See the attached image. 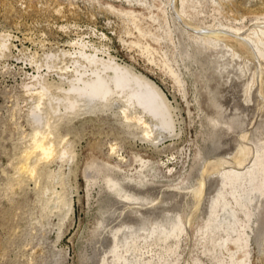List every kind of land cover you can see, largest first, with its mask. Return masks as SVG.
<instances>
[{
  "label": "rangeland",
  "instance_id": "374dc122",
  "mask_svg": "<svg viewBox=\"0 0 264 264\" xmlns=\"http://www.w3.org/2000/svg\"><path fill=\"white\" fill-rule=\"evenodd\" d=\"M185 4L183 17L177 11L181 0H0V34L9 46L0 56V264H101L104 256L112 258L117 230L119 241L129 227L144 237L148 231L143 228L151 230L177 215L185 228L178 239L164 243L157 241V234L147 241L142 237L140 250L128 254V264H219L218 258L220 264H232L231 253L237 264H264V176L259 187L248 183L239 188L242 196H233L231 187L221 191L218 167L209 162L224 159L231 162L230 169L245 173L258 147L264 150V60L262 64L255 47L231 30L245 34L264 25V0ZM125 11L134 13L150 34L143 36ZM183 26L191 29L189 34ZM208 29L227 31L226 38L200 42L194 31ZM82 37L105 46L119 63L161 89L175 117L174 131H157L149 118L155 129L147 136L138 124L128 126L119 103L74 115H62L59 109L49 115L56 153L37 163L30 159L35 166L30 173L21 168L31 156L38 127L30 114L37 100L32 91L40 87L33 85V75L53 92L66 86L71 60L62 50H73V42ZM138 43L157 48L155 61L150 62ZM165 54L172 58L181 84L165 68ZM253 76L256 82L247 101ZM48 108L40 122L48 120ZM40 129L46 130L45 125ZM239 143L253 149L244 169L230 158ZM61 148L70 153L63 157ZM97 165L106 172L97 176ZM202 181L204 192L196 194ZM107 185H117L122 196L132 194L134 199L117 197ZM215 192L227 193L225 210L217 207L219 220L240 222L231 231L232 240H226L223 228L212 233L215 240L201 235L211 218L207 201ZM58 194L70 207L57 206ZM141 208L146 212L135 216ZM239 232L247 236V245L238 241Z\"/></svg>",
  "mask_w": 264,
  "mask_h": 264
},
{
  "label": "bare ground",
  "instance_id": "6f19581e",
  "mask_svg": "<svg viewBox=\"0 0 264 264\" xmlns=\"http://www.w3.org/2000/svg\"><path fill=\"white\" fill-rule=\"evenodd\" d=\"M128 1L131 0H127V2ZM186 1L187 0H181V6H180L181 8L177 9L180 16L183 17L186 16V11H185ZM124 15L128 17V19L135 25V28H137L138 31L143 36L150 34L146 32L139 25L138 19L134 13L125 11ZM181 30H185V32L188 34L191 31V29H189L186 26H183ZM231 30L233 33H235L236 36L240 37L241 40H244L248 44H252V46L255 47L258 53V59L262 63L264 60V25L260 24L255 29L254 28L253 30L251 29L252 31L250 33H245V34L242 33L239 28L231 27ZM220 31L216 32L215 29H208V30H203V32H201V30H195L194 32L196 38L200 42L208 44L211 43V41H213L216 38H221V39L226 38L227 31H222L224 33H220ZM227 36H229V34ZM0 37H1V42H0V56H1L4 52V49L9 48V46L7 45L8 43L6 37L3 36L2 34H0ZM209 37L214 39H207ZM156 41L159 40L157 39ZM73 45H74L73 50H62L63 54L64 55L66 54V56H68L69 59L71 60L66 65V86H58L57 87L58 91L53 92L51 91V88L50 86H48V84L43 83L38 76L33 75V78H37L36 83H34L33 85L39 84L40 87L35 88V91H32L37 95V100L34 106L32 105L30 114L33 121L38 123V127H36L32 135L33 138H32V143L30 145V153H29V155L31 156L28 155L29 158L26 159V161L24 162L21 168L23 170L29 171L30 173H33L35 169L34 164L33 165L30 164L31 163L29 162L30 159L31 161L32 159L35 160L34 163H37L36 161L39 160L42 161L41 159L48 158L52 156L54 153H56L55 151L57 148V140H55V137H53V131L51 130L52 125L49 119V115H54L53 111H58L59 109H62V115H64L65 113L66 115H70V114L74 115L77 113H85L94 108H101V109H105L106 107L114 108L115 104L119 103L120 106L118 112L125 119L128 126L133 124V122L135 124H138L139 127L141 126L144 128L145 134L147 136L151 137L155 129V128L151 129L149 118L154 119L151 121V123L153 121L155 122V124L153 125L154 126L156 125L157 131L160 129L169 130L170 132L168 133H172L174 131L173 128H175L174 127L175 117L174 115L172 116V110L169 100L154 82H152L150 79H148L146 76L142 75L141 73L135 71L131 67L119 63L115 58V56H113L110 53V51L105 49V46L104 47L102 45L98 46L89 40L87 41L84 37L74 41ZM138 46H141L142 47L141 49H143V51L147 53L150 62L151 60L155 61L154 55L156 52H158L156 47H152L150 44L145 45L140 43H138ZM48 57H50V54ZM164 58H166L163 63L165 68H167L169 73L176 79L178 83L181 84L182 80L178 72L176 71L175 67H173L174 64H172L173 62L172 58L169 57V55L167 54H165ZM48 67L50 68V65ZM255 82L256 79L253 76L251 83H249L246 88V92L248 95V97L246 98L247 101L251 97L250 96L251 90L253 89ZM217 101L221 103L219 97ZM45 106H48L49 107L48 110L50 109L52 111H47L48 120L40 122L43 116V114L41 113H43ZM233 106L235 108L238 105L237 103L236 104L234 103ZM249 108L250 106H247L246 108H244V110L245 109L248 110ZM210 112H212V110ZM245 116L246 115L244 114L243 118H245ZM41 125H45L46 130L44 131L41 130L42 129V128L40 129ZM157 134L159 135V133ZM247 137L248 136L245 133L241 135V138L244 141L247 140ZM223 143L225 144L226 140ZM234 150L230 152L231 155L232 153L234 154L232 155L233 157L230 158H232L235 161V163L238 165L240 169L246 168L245 163L253 153V149L248 145H246L245 143H239L238 147L236 148V151ZM59 151L63 157L64 155L70 153V150L67 148L66 149L61 148ZM209 162L216 165V167H218V173L220 174L218 180L220 183L219 186L221 191H223L226 187H231L232 191L229 193H231L233 196H235L236 194L242 196L241 193H238L239 188H244V186L248 183L251 184L253 188L259 187L260 186L259 182L264 176V150H262L260 147H258V149L256 150V159L254 160L252 166L247 168V171L245 173H243L241 170L240 171L235 170L234 169L235 167L230 169V167H232V166L229 167V164L231 162L226 161L224 159H218ZM103 168L104 167L102 165H97V172H98L97 176L98 174L102 175V173L106 172ZM203 181L201 182V187L197 189L196 194H200V195L203 194L204 192L203 187L205 185V182ZM107 188L111 190V192L117 193L118 194L117 197L119 198L125 197L124 200L134 199L133 198L134 195L132 194H125L122 196L121 191L119 190L117 185L112 187L107 185ZM225 194L227 193L223 192L222 194L221 193L219 194L215 192L213 196L209 198L207 201L211 211V218L209 219L208 224L206 225L205 229L202 231L201 235L203 236L209 235L211 240H215V236H213L212 233H214V231L217 228H223L225 230V232L227 233L226 234L227 239L226 237L224 239L228 240L231 239L230 238L232 234L231 231L235 232V228L238 227L237 223L239 222V220L231 221L228 222L227 224H224L222 220H219L220 214L217 211V207L222 206L223 209L225 210V206L228 205L226 203L227 201ZM61 198L62 196L59 195L54 200L57 206L64 205L66 207H70V204L67 202L64 203L65 202L64 199ZM242 203L244 202L241 203L239 202L240 205H242ZM244 206L245 208H247L246 204H244ZM147 208H148L147 210H149L148 211L149 213L152 212L151 211L152 207H147ZM144 212L146 211L143 208H141L140 210L136 211L135 216H138L140 214L142 215ZM230 213L231 215H233V217L235 216L234 210L230 211ZM120 216H122V214H120ZM246 216L250 217V213L249 212L246 213ZM225 218L228 217L225 216ZM167 221L170 225L169 227L166 224ZM154 225L155 226L151 230H147L146 228H143V230L148 231L144 237L137 234L139 230L133 231V228L129 227L130 230L128 233L125 234L124 241H119L117 239V235L120 231L117 230L113 235L115 244L113 251L110 252V254H112V258H110L109 256H104L101 260V264H128L130 262L128 254L130 253L135 254L140 250V245H138V239L142 237L144 238L145 241H147L153 238L155 234H157V241H162L166 243L167 240L171 237H177L178 239V237L185 231L181 218L178 215L174 218L170 217L165 221L163 220L162 222L155 223ZM241 226L246 227L244 223L241 224ZM238 230L239 229H237V231ZM239 234H241V232H239ZM245 235L246 234H244V236ZM242 236L243 235L241 234V237L238 238V241L241 239L243 241L245 240L246 242L245 244L247 245V240H246L247 236L246 239L242 238ZM239 244L241 245V243ZM175 245L176 247H178L177 246L178 242L175 243ZM218 245H220L222 249L224 243L223 244L220 243ZM230 259H231L230 262L232 264H237L238 258L236 259L233 253H231ZM218 261L219 264L223 262V260L219 258ZM242 261L244 262V260ZM144 263L152 264L153 261L147 260Z\"/></svg>",
  "mask_w": 264,
  "mask_h": 264
}]
</instances>
